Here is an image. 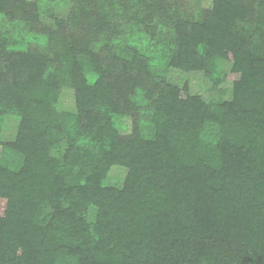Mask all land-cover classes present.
Wrapping results in <instances>:
<instances>
[{
	"label": "trees",
	"instance_id": "16d2710c",
	"mask_svg": "<svg viewBox=\"0 0 264 264\" xmlns=\"http://www.w3.org/2000/svg\"><path fill=\"white\" fill-rule=\"evenodd\" d=\"M53 4L0 0V264H264V0Z\"/></svg>",
	"mask_w": 264,
	"mask_h": 264
},
{
	"label": "rangeland",
	"instance_id": "374dc122",
	"mask_svg": "<svg viewBox=\"0 0 264 264\" xmlns=\"http://www.w3.org/2000/svg\"><path fill=\"white\" fill-rule=\"evenodd\" d=\"M50 3H54V9L57 10L58 14L63 15L68 11V0H48ZM186 3V7L184 6L188 15H193L198 12L197 6H204L206 8L211 7L212 0H184ZM183 8V7H182ZM43 21L48 23V18L43 14ZM24 34V33H23ZM36 42H32L31 46H37ZM31 47H26L29 49ZM221 76L224 73L229 72L230 64L227 62H219ZM164 78L167 83L177 86L179 88H184L185 86L189 87L190 93L192 95H196L201 97L205 102L212 101H224L228 100L231 97V88L232 82L221 80L218 85L215 84L212 80H210L207 76H205L204 72H196V73H186L175 68H169L167 73L164 74ZM224 79V78H223ZM75 91L70 87H64L61 89V92L58 96V106L59 108H73L75 107ZM119 126H128V119H120L118 120ZM19 119L14 116L6 117L3 123V132L2 138L7 141H12L15 139L18 131ZM145 129V136L152 137L150 130ZM215 129L209 131V135L212 137ZM128 174V169L125 167H114L107 180V184L113 187H122L125 181V178ZM95 215L92 213L91 219H93Z\"/></svg>",
	"mask_w": 264,
	"mask_h": 264
}]
</instances>
